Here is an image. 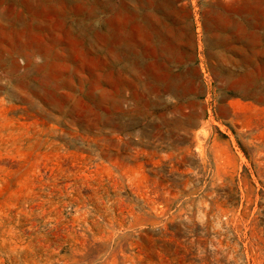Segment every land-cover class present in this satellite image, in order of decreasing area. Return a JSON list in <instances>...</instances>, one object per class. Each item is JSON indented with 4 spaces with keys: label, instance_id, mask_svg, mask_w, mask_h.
<instances>
[{
    "label": "rangeland",
    "instance_id": "1",
    "mask_svg": "<svg viewBox=\"0 0 264 264\" xmlns=\"http://www.w3.org/2000/svg\"><path fill=\"white\" fill-rule=\"evenodd\" d=\"M0 264H264V2L0 0Z\"/></svg>",
    "mask_w": 264,
    "mask_h": 264
},
{
    "label": "crops",
    "instance_id": "2",
    "mask_svg": "<svg viewBox=\"0 0 264 264\" xmlns=\"http://www.w3.org/2000/svg\"><path fill=\"white\" fill-rule=\"evenodd\" d=\"M256 1H258V0H256ZM259 2H264V0H259ZM256 8H257L256 5H255V6H251L249 10L251 11V10H254V9H256ZM186 81H188V80H183L182 78H178V79H175V80L171 81V83H172V82H177L179 85H182V83H185ZM167 88H168V87H167ZM182 89H183L182 87L178 86L177 88L172 89L171 92H173V93H175V94H181V90H182ZM185 91H186V90H185Z\"/></svg>",
    "mask_w": 264,
    "mask_h": 264
},
{
    "label": "bare ground",
    "instance_id": "3",
    "mask_svg": "<svg viewBox=\"0 0 264 264\" xmlns=\"http://www.w3.org/2000/svg\"><path fill=\"white\" fill-rule=\"evenodd\" d=\"M178 86L182 87V85H179L177 82H172V83L169 85L168 89H169V91H171L172 89H175V88H177Z\"/></svg>",
    "mask_w": 264,
    "mask_h": 264
}]
</instances>
